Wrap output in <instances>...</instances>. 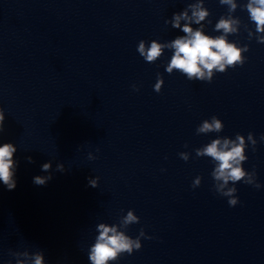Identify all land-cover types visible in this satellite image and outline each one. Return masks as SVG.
I'll return each mask as SVG.
<instances>
[{"label": "clouds", "instance_id": "clouds-1", "mask_svg": "<svg viewBox=\"0 0 264 264\" xmlns=\"http://www.w3.org/2000/svg\"><path fill=\"white\" fill-rule=\"evenodd\" d=\"M221 5L228 6L229 15L221 16L215 24L214 30L220 32V35L215 37L206 35L201 28L193 30L189 24H184L182 27L184 36L174 39L170 44L157 43L155 40L150 42L149 47H145V41L141 40L138 44L137 51L146 62L153 63L163 55L165 48L173 49L170 62L166 66V72L171 74L173 69L184 74L188 80L212 81L213 70L224 73L227 68H235L237 65L242 66L246 58L242 57L241 52H247L248 46L245 45L242 49L237 47L235 42H229L228 35L238 32V25L240 21L233 19L230 15L236 11L237 4L234 0H219ZM246 8L250 20L255 24V31L258 34H264V0H248ZM188 9H191V17L188 16V10L180 13H174L172 19V27L180 28V21L192 20L196 24H200L206 17L210 15L209 10L202 6V3L189 4ZM167 23V21H165ZM211 23V21H209ZM251 36V33H249ZM258 43L264 44V35L256 37ZM164 81L158 75L157 82L154 85V91L159 93ZM133 88L138 91L135 85ZM5 114L0 108V133L4 131ZM222 123L216 116L211 117V122L204 120L196 129L197 134L208 132H220L222 130ZM260 139L264 141V136ZM248 140L255 148L257 141L253 139V134H248ZM245 141L244 137L239 133L236 134L235 140L228 138L214 139L203 149H195L196 155L211 157L213 161L218 162L217 166L211 173L215 181H223L221 188L226 186L229 181L233 184L243 181L245 184L253 185L257 189L261 187L260 184L254 183L251 177L245 179L246 173L241 167V162L246 161L247 157L244 155ZM187 147V145H185ZM17 147L12 143H3L0 146V182L7 187L8 190H14L16 187L15 170L17 162L13 160L14 153ZM179 156L184 161H188V156L181 152ZM31 163L32 157H27ZM89 159L94 157L89 155ZM51 162L44 163L41 166L43 172H50ZM58 171H64L63 165H57ZM255 172L253 171V175ZM48 176H35L33 183L36 185H44L51 179ZM99 177L89 179V185L93 188L98 186ZM201 184V177H197L193 182V188ZM218 191V190H217ZM237 192L236 187L228 188L227 191L222 192V195L228 197V204L236 206L238 197L234 196ZM124 225L139 223L137 216L133 212L128 211L123 218ZM99 236L95 243L90 248L88 259L91 264H108V261H117L124 253L131 255L134 250H139L141 245V237H145L143 229L140 230L139 236L135 239L126 236L123 232H118L115 226L109 227L103 223L98 225ZM151 239V237H145ZM11 255L15 256L16 264H25L24 259L20 257L30 258L31 264H45L44 256L37 251L32 253L29 257L27 251L13 252ZM11 264V262H9Z\"/></svg>", "mask_w": 264, "mask_h": 264}]
</instances>
